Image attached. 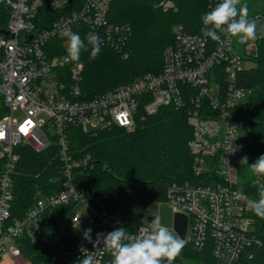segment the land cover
I'll return each mask as SVG.
<instances>
[{"label": "built area", "instance_id": "2783aa9c", "mask_svg": "<svg viewBox=\"0 0 264 264\" xmlns=\"http://www.w3.org/2000/svg\"><path fill=\"white\" fill-rule=\"evenodd\" d=\"M111 2L0 0V107L4 109L0 115V264H31L17 239L23 236L39 243L45 234L43 226L60 206L69 203L73 210L67 222L73 228L65 225L62 232L74 239L58 244L49 260L36 264H78L81 249L93 252L100 264L106 250L102 243L94 248L84 232L91 229L95 241L98 233L122 227L120 216L103 204L91 203L76 186L75 175L89 165L90 155L74 156L69 127L74 125L84 133L114 125L132 129L137 118L161 106L183 109L191 128L187 147L193 177L171 183L164 202L173 213L186 216L185 244L202 254L173 264H252L253 249L264 240V225L247 202L259 198L250 190L259 193L264 175L250 170L248 165L261 154L249 152L248 128L234 115L235 107L252 94L251 88L236 82L245 56L234 51L229 35H220L221 42H216L175 25L174 40L162 51L160 71L80 98L83 62L61 59L67 43L62 33L90 29L99 34L100 47L121 50L130 26L108 20ZM220 2L208 0V11ZM159 4L167 8L172 2ZM248 18L264 19V7ZM57 46L60 52L51 53ZM53 143L60 161L59 174L51 181L55 188L48 193L38 190L24 214L11 220L12 173L19 158L16 147L26 145L42 152ZM245 156L248 165L240 163ZM243 167L250 177H240ZM78 202L82 204L79 209ZM150 230L144 222L135 231H126L136 237Z\"/></svg>", "mask_w": 264, "mask_h": 264}, {"label": "trees", "instance_id": "16d2710c", "mask_svg": "<svg viewBox=\"0 0 264 264\" xmlns=\"http://www.w3.org/2000/svg\"><path fill=\"white\" fill-rule=\"evenodd\" d=\"M165 0H112L108 20L128 23L129 36L121 50L101 46L95 59H90L91 46L81 50L83 69L79 81L80 98H89L132 81L138 76L161 69L162 51L174 40L173 28L181 25L192 34L203 35L202 16L208 11V0H169L172 5L162 8ZM80 2V0H79ZM94 32L79 28L77 34L85 41ZM223 35L224 33H218ZM60 45L59 40H53ZM61 47L51 53L60 52ZM244 66L237 73L239 86L251 88L252 94L238 104L234 115L243 121L249 132L248 150L264 154V35L257 33L255 50L244 57ZM0 107V115L3 112ZM191 128L183 109L161 106L155 113L136 119L132 129L111 126L94 133L69 127V146L74 156L89 154V165L75 175L79 187L91 203L103 204L119 213L123 228L135 231L144 223L143 216L154 203L165 200L173 182L192 179V156L187 142ZM19 158L12 173L13 201L11 220L20 218L32 204L38 190L48 193L55 188L52 179L59 174L60 161L53 143L42 152L26 145L16 147ZM0 160V171H1ZM256 193L255 190H250ZM73 203L60 206L53 218L44 225V236L37 244L26 237L17 239L22 254L31 264L49 260L60 243L73 240L62 232ZM264 225V218H261ZM69 236L70 238H68ZM252 264L264 262V240L253 249ZM209 249L205 252H208ZM202 254L185 244L175 259H198ZM106 251L100 264H110ZM249 263V262H248Z\"/></svg>", "mask_w": 264, "mask_h": 264}, {"label": "clouds", "instance_id": "9594fccd", "mask_svg": "<svg viewBox=\"0 0 264 264\" xmlns=\"http://www.w3.org/2000/svg\"><path fill=\"white\" fill-rule=\"evenodd\" d=\"M238 5L240 0H221L216 7L204 14L201 28L203 35L221 42L218 33H224L236 38L241 45L255 40L257 24L255 20H249L247 6L242 5L238 8ZM260 31L264 32V29ZM62 34L67 38L66 60L78 61L81 50H87L89 45L90 59H95L101 51L98 33H87V45L79 34L73 33L70 29H65ZM240 163L248 165L247 156L243 157ZM248 166L254 174L264 175V154ZM258 196V199L248 200L247 206L257 217L264 218V185L260 187ZM150 229V232L132 237L125 228L120 227L107 234L98 233L95 241L91 239L92 230L87 229L84 238L92 242L94 248L102 243L112 257L110 264H173L185 246L184 239L165 226L160 215L154 216L150 222ZM81 251L83 256L78 264H98L93 252L86 249Z\"/></svg>", "mask_w": 264, "mask_h": 264}, {"label": "rangeland", "instance_id": "374dc122", "mask_svg": "<svg viewBox=\"0 0 264 264\" xmlns=\"http://www.w3.org/2000/svg\"><path fill=\"white\" fill-rule=\"evenodd\" d=\"M242 5H246L248 9V13H250L254 9L261 10L262 6H264V0H240V5H238V8ZM258 10H255V11H258ZM255 11H252V13ZM255 22L257 24V33H261L264 35V32L260 31L261 29H264V19L262 18L257 19ZM232 44H233L234 51L237 54H240L241 56H246V54H249L255 50V40H250L246 44L241 45L237 42L236 38L232 37ZM66 56H67V43L65 44V53L61 57V59H63V57H66ZM240 171H241L240 177H242V179L251 176V173L247 167L241 168ZM81 207H82V204L78 202L76 204V208L79 209ZM155 215H160L162 218V223L165 226H167L171 231H173L174 234H176L175 230L172 227L173 212L170 206L166 202L162 201V202L154 203L153 207L149 208V210L145 212L143 216L144 222L150 225V222L154 219ZM66 227L68 229L73 228V226L69 222H66Z\"/></svg>", "mask_w": 264, "mask_h": 264}, {"label": "water", "instance_id": "95a60500", "mask_svg": "<svg viewBox=\"0 0 264 264\" xmlns=\"http://www.w3.org/2000/svg\"><path fill=\"white\" fill-rule=\"evenodd\" d=\"M186 216L182 213H173L172 215V227L175 232L184 239L186 229Z\"/></svg>", "mask_w": 264, "mask_h": 264}, {"label": "crops", "instance_id": "0c3cea01", "mask_svg": "<svg viewBox=\"0 0 264 264\" xmlns=\"http://www.w3.org/2000/svg\"><path fill=\"white\" fill-rule=\"evenodd\" d=\"M264 6H262V8H263ZM261 8V9H262ZM260 9V8H259ZM255 10H258V9H254V10H252V11H255ZM252 11L250 12V13H248V14H251L252 13ZM146 218V217H145ZM147 219V218H146Z\"/></svg>", "mask_w": 264, "mask_h": 264}]
</instances>
